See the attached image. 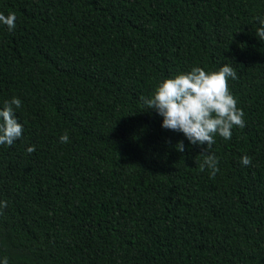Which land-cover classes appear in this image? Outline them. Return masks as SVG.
<instances>
[{"label": "trees", "instance_id": "16d2710c", "mask_svg": "<svg viewBox=\"0 0 264 264\" xmlns=\"http://www.w3.org/2000/svg\"><path fill=\"white\" fill-rule=\"evenodd\" d=\"M0 13L16 15L0 24V110L19 98L23 125L0 145V261L264 264V0H0ZM223 64L245 127L215 136L212 177L206 145L140 97Z\"/></svg>", "mask_w": 264, "mask_h": 264}, {"label": "clouds", "instance_id": "9594fccd", "mask_svg": "<svg viewBox=\"0 0 264 264\" xmlns=\"http://www.w3.org/2000/svg\"><path fill=\"white\" fill-rule=\"evenodd\" d=\"M259 27L256 36L264 41V18H256ZM16 15L0 13V24L8 31L15 29ZM229 78L237 79V73L229 64H223L218 71L206 72L200 67H193L188 73H181L173 78L163 79L158 83L152 95L143 96L140 100L151 111L163 118L162 128L183 133L191 145H206L203 152L204 161L200 165L210 169V175L215 177L219 172V160L215 154H207L216 143L215 136L219 135L230 140L234 127H245L244 113L237 107V100L228 87ZM21 100L13 97L6 101L0 110V145L12 144L19 140L23 133V125L18 122L15 109L21 107ZM61 143H68L67 133L60 137ZM183 153L185 146L180 141L175 146ZM35 146L27 148L28 153L34 152ZM243 166H250L252 159L244 155L241 158ZM7 207V201H0V214ZM0 264H8L4 257Z\"/></svg>", "mask_w": 264, "mask_h": 264}]
</instances>
